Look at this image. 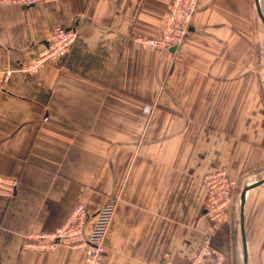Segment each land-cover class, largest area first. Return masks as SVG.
<instances>
[{
    "label": "crops",
    "instance_id": "crops-1",
    "mask_svg": "<svg viewBox=\"0 0 264 264\" xmlns=\"http://www.w3.org/2000/svg\"><path fill=\"white\" fill-rule=\"evenodd\" d=\"M171 0H46L0 4V264H86L85 249L24 247L62 226L75 205L118 197L103 264H190L211 222L204 176L238 182L231 219L212 238L224 264H264V0H199L176 52L143 49ZM56 26L75 27L70 54L18 72ZM261 182V183H260Z\"/></svg>",
    "mask_w": 264,
    "mask_h": 264
},
{
    "label": "built area",
    "instance_id": "built-area-1",
    "mask_svg": "<svg viewBox=\"0 0 264 264\" xmlns=\"http://www.w3.org/2000/svg\"><path fill=\"white\" fill-rule=\"evenodd\" d=\"M43 1L46 0H0V4L32 6ZM198 2L199 0H171L160 33L153 37H137L134 42L143 49L159 52L170 53L173 52V48L178 50L188 38ZM77 38L78 32L75 27H54L43 49L35 58L20 64L17 71L36 74L47 65L58 64L70 54ZM14 72L15 70L8 65L0 67V96L6 80ZM204 183L206 198L203 210L211 224L190 264H224L225 258L213 247L212 238L231 218L234 190L238 182L231 179L226 172L220 171L206 174ZM19 184L20 180L17 177L0 174V196L14 197ZM118 201V197H112L97 211L88 236L85 229L90 211L84 204L78 203L62 226L51 232L29 234L24 247L38 251H53L60 246L83 247L86 264H103L105 242ZM163 264H173L168 254H165Z\"/></svg>",
    "mask_w": 264,
    "mask_h": 264
},
{
    "label": "water",
    "instance_id": "water-1",
    "mask_svg": "<svg viewBox=\"0 0 264 264\" xmlns=\"http://www.w3.org/2000/svg\"><path fill=\"white\" fill-rule=\"evenodd\" d=\"M257 7H258V12L260 17L262 18L263 22H264V18L261 14L259 5H258V1H256ZM177 50V48H173L172 51L175 52ZM261 183V182H260ZM258 184H255L254 186H256ZM254 186H248L247 188L244 189V191L242 192V203H241V226H242V238H243V247H244V264H248V254H247V242H246V235H245V230H244V205H245V195H246V191H248L250 188L254 187Z\"/></svg>",
    "mask_w": 264,
    "mask_h": 264
},
{
    "label": "rangeland",
    "instance_id": "rangeland-1",
    "mask_svg": "<svg viewBox=\"0 0 264 264\" xmlns=\"http://www.w3.org/2000/svg\"><path fill=\"white\" fill-rule=\"evenodd\" d=\"M234 193H236V189L234 190ZM231 219V218H230ZM230 221V220H229Z\"/></svg>",
    "mask_w": 264,
    "mask_h": 264
}]
</instances>
